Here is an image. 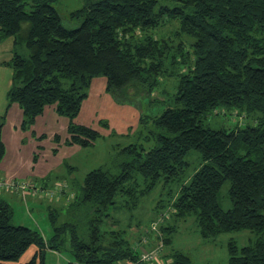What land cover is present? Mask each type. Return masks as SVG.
I'll use <instances>...</instances> for the list:
<instances>
[{
  "label": "trees",
  "instance_id": "16d2710c",
  "mask_svg": "<svg viewBox=\"0 0 264 264\" xmlns=\"http://www.w3.org/2000/svg\"><path fill=\"white\" fill-rule=\"evenodd\" d=\"M58 1L0 0V41L14 40L8 107L22 109L23 127L52 104L59 114L76 116L99 76L107 78V90L119 101L166 107L149 118L155 146L146 151L129 145L119 153L122 160L91 170L81 190H71L74 199L66 201L60 226L55 224L64 208L50 210L52 240L15 225L10 203L0 197V264H44L47 250L57 251L66 233L71 264L136 260L139 252L127 230L112 229L109 222L120 225V214L133 217L159 185L166 188L184 176L185 158L193 149L203 163L176 195L167 191L175 199L172 216L193 218L208 240L254 232L256 239L242 247L229 243L228 264H264V0H84L70 15L75 26L66 24L54 5ZM171 24L178 26L175 39L159 38ZM170 73L172 96L152 99L162 91V76ZM219 108L245 113L248 123L231 130L206 127L203 117ZM4 122L5 116L0 118V163ZM69 133L70 146H93L100 138L84 125H72ZM42 182L49 188V181ZM226 182L228 210L219 202ZM172 243L166 238L167 246ZM32 246L37 252L21 262ZM171 257L168 264H193L181 250Z\"/></svg>",
  "mask_w": 264,
  "mask_h": 264
},
{
  "label": "rangeland",
  "instance_id": "374dc122",
  "mask_svg": "<svg viewBox=\"0 0 264 264\" xmlns=\"http://www.w3.org/2000/svg\"><path fill=\"white\" fill-rule=\"evenodd\" d=\"M54 5L66 20V24L75 26L76 23L70 20V15L84 6V0H59ZM177 28V24H171L160 31L161 34H158V37L170 38L169 40L172 41L175 39L174 33ZM13 41V38L10 37L0 41V46L6 47L8 43H11L13 49ZM3 56L6 60L9 55L3 53ZM7 69L11 70V68L1 69L3 76L0 75V105L1 100L5 101L7 96V93L3 91L8 78L6 77ZM168 75L162 76V91H155L152 99H165L172 96L175 80L174 77H171V73ZM163 90L166 93H163ZM87 93L88 95L83 100L76 116L59 114L56 104H52L46 106L44 112L36 117L32 124H26L25 127L22 126L23 115L22 122L18 124L19 130L14 131L15 116H12L13 112H11L3 131L5 158L1 162L3 166L0 168V197L10 203L13 209L12 222L15 225L39 230L45 240H52L55 234L50 218L51 209L64 208L55 226H60L66 220V198L56 202L57 200H51L46 192L42 191L34 197L30 194L23 197L20 191H12L7 188V182L12 180L6 176L15 174L16 179L18 178L17 182L33 180L37 181L36 183L40 182L39 186L43 185V180H46L52 183L49 188L54 187L58 182H67L70 190L73 189L75 193L79 192L86 175L91 170L110 165L117 158L122 160L119 153L123 148L129 145H138L139 148L148 151L155 146L152 133L154 127L150 119L154 115H159L166 107L165 105L153 106L155 103H147V100L143 104L142 101L139 103L119 101L107 90L105 76L94 78ZM3 108L1 107V110ZM237 113L234 110L219 108L203 117L202 120L206 127L214 130H231L243 127L248 123L245 113L241 116ZM144 117L150 118L147 124L143 121ZM72 125H84L95 129L100 133V138L93 146L85 148L79 145H67L66 141L70 137L69 128ZM185 159L188 162V167L184 176L166 188L159 185L154 192L142 200L133 217L129 218V215L120 214L121 224H112V220L109 222L110 227L118 231L126 229V236L135 250L139 252V256L157 249L158 254L150 264L170 263L171 260L173 261L171 255L174 250H181L188 254L192 258L193 264H228L229 243L234 241L238 247H242L250 240H255L257 235L245 230L224 233L215 239L208 240L199 234L193 218L183 220L175 219L172 216L175 212L173 206L175 199L169 197L167 191L171 188L176 195L184 182L203 163L202 155L194 149L187 154ZM71 168H75L76 172L72 173ZM7 169H13V172L6 173ZM229 187L230 183L226 182L219 195L220 205L225 210L232 206L228 196ZM154 224H156V228L152 231L151 228ZM166 227L174 228V231L172 233L168 230L164 232ZM61 238L64 244L57 251L47 250L44 264H71L73 262L70 233L63 234ZM166 238L173 240L172 245L165 244ZM32 256L30 255V258ZM128 262L130 261H120L119 264Z\"/></svg>",
  "mask_w": 264,
  "mask_h": 264
},
{
  "label": "crops",
  "instance_id": "0c3cea01",
  "mask_svg": "<svg viewBox=\"0 0 264 264\" xmlns=\"http://www.w3.org/2000/svg\"><path fill=\"white\" fill-rule=\"evenodd\" d=\"M2 42V41H1ZM11 42V41H10ZM3 44V43H2ZM1 45V44H0ZM11 43L6 46V47H1L0 46V75L3 76V71H1V69L3 68H11V66L8 65V62L11 60L12 58V54H13V49L11 48ZM3 53H8V58H6L5 60V55L3 56ZM3 57V59H2ZM10 69H7V72H6V77L7 78V81L4 85V89L3 91H5L6 93L9 91V89L11 88V85H12V76H13V70L11 68L10 71H8ZM2 91V92H3ZM7 95V94H6ZM2 103L0 105V118L5 116V122H4V125H3V128H2V140H3V131H4V128H5V125L7 123V119L9 117V115L12 113V116H15V123H14V127H15V130L14 131H18L19 130V123L22 122V119H23V111L22 109L17 105V104H12L10 107H8V100H7V96H6V100L3 101V99L1 100ZM1 107H4L3 110H1ZM2 111V112H1ZM4 142V141H3ZM5 144V143H4ZM75 146V145H73ZM5 158V157H4ZM21 163V162H20ZM2 163H0V168H1ZM72 169V173L73 172H76V169L75 168H71ZM2 170V169H1ZM13 172V169H10V170H6V173H12ZM15 174L11 175V176H6V178H10L12 181H8L7 183H13V182H17L18 181V178L16 179V177L14 176ZM15 179V180H14ZM32 183H36L37 181H31ZM55 183V182H54ZM67 183V182H66ZM73 185L75 183V180L72 182ZM52 185V183L50 184ZM50 187V186H49ZM12 191H17L19 192L18 190H12ZM18 194V193H17ZM32 196V195H31ZM34 197V196H33ZM61 200H65V197ZM56 202H60V200H57ZM37 252V248L32 246L27 252L26 254L22 257L21 259V262H27L28 260H30L34 254ZM30 255H33L31 258H30ZM25 256H27L26 258H24ZM23 258H24V261H23Z\"/></svg>",
  "mask_w": 264,
  "mask_h": 264
},
{
  "label": "built area",
  "instance_id": "2783aa9c",
  "mask_svg": "<svg viewBox=\"0 0 264 264\" xmlns=\"http://www.w3.org/2000/svg\"><path fill=\"white\" fill-rule=\"evenodd\" d=\"M1 186V184H0ZM7 188L11 190H18L22 193V196L25 197L28 194L32 196H37V194L42 191L46 192L47 196L51 198V200H59L62 198H66L67 201H70L71 199H74V193L71 192V190L68 188V184L64 182H58L55 184L52 188H43L38 185V183H32V182H13L6 184ZM154 224L151 228V230H155ZM151 231V232H152ZM156 254H158V250L155 249L153 251H149L147 253L141 254L136 261H130L127 264H150L156 257Z\"/></svg>",
  "mask_w": 264,
  "mask_h": 264
}]
</instances>
